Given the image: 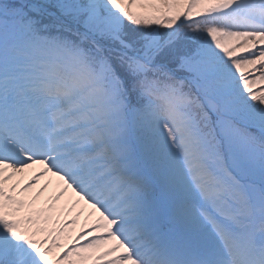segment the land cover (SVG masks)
Masks as SVG:
<instances>
[{"label": "snow or ice", "instance_id": "snow-or-ice-1", "mask_svg": "<svg viewBox=\"0 0 264 264\" xmlns=\"http://www.w3.org/2000/svg\"><path fill=\"white\" fill-rule=\"evenodd\" d=\"M0 264H264V0H0Z\"/></svg>", "mask_w": 264, "mask_h": 264}, {"label": "bare ground", "instance_id": "bare-ground-1", "mask_svg": "<svg viewBox=\"0 0 264 264\" xmlns=\"http://www.w3.org/2000/svg\"><path fill=\"white\" fill-rule=\"evenodd\" d=\"M42 166H34L33 169L31 170H27L25 173L20 174V176L18 177V179H21L22 181L26 182L28 181L31 176L35 173L41 170ZM49 179L52 180L53 182V186L51 188H49L48 192H46L37 202L36 207L37 208H41V207H46L47 204L50 202V197L53 194V192L56 189V185H57V180L54 177H51V175H49L48 177H45L43 180H41V185L44 184L45 182H47ZM39 185L37 186V189H34L32 193L28 194L29 197L34 196L36 191L38 190ZM71 195V194H70ZM76 198L74 197V195L72 196V202H74ZM68 205V207H71V202L69 201V197H65L64 200H62L58 205H57V210L52 213V215L54 216V222L52 226L55 227H59V225L55 224V219L58 218L59 221L61 222V224H63L65 221L68 220H72V219H77L78 223H76L75 225L69 224L66 229H65V233L64 236L61 238L60 243L63 244L66 247L71 246L74 241H75V237L76 235L81 232L82 230H85L87 228V226L82 222L81 217L82 216H86L87 220H85L86 223H89L93 220H95V217H90L89 214L90 210L87 209V206L83 205V203H81L75 211L72 212H68L67 208H65V205ZM81 208H84V215L82 216H78V212L80 211ZM63 209V211H61ZM92 223V222H91ZM89 227V226H88ZM63 249H59L57 250L58 252H62ZM56 253H54L55 255Z\"/></svg>", "mask_w": 264, "mask_h": 264}]
</instances>
